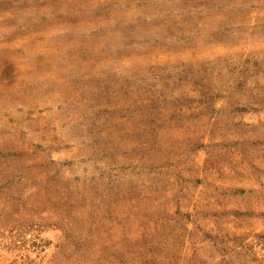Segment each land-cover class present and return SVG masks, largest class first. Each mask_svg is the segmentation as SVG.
<instances>
[{
	"label": "rangeland",
	"instance_id": "1",
	"mask_svg": "<svg viewBox=\"0 0 264 264\" xmlns=\"http://www.w3.org/2000/svg\"><path fill=\"white\" fill-rule=\"evenodd\" d=\"M0 264H264V0H0Z\"/></svg>",
	"mask_w": 264,
	"mask_h": 264
}]
</instances>
